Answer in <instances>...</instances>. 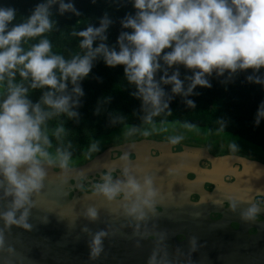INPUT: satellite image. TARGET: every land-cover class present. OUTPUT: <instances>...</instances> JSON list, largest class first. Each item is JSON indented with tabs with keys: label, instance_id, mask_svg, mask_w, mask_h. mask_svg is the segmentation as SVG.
Returning a JSON list of instances; mask_svg holds the SVG:
<instances>
[{
	"label": "clouds",
	"instance_id": "9594fccd",
	"mask_svg": "<svg viewBox=\"0 0 264 264\" xmlns=\"http://www.w3.org/2000/svg\"><path fill=\"white\" fill-rule=\"evenodd\" d=\"M95 3L96 0H91ZM133 13L120 18L122 31L114 44L107 43L113 24L108 13L98 17V24L72 33L79 38L82 53L70 58L53 52L51 41L44 37L55 26L53 7L59 15L80 11L73 0H39L31 11L15 22L17 10L0 6V82L7 78V92L0 96V199L7 201L0 210V248L4 245V230L11 226L31 230L28 223L31 197L43 188L45 163H57L67 168L71 153L58 149L53 158L43 126L54 115L78 119L84 90L81 82L89 76L97 60L107 67L123 66V75L133 85L130 95L140 100L142 119L152 118L167 110L175 96H180L190 108L199 95L194 90L212 87L209 77L226 76V80L251 69L245 77L248 83L264 87V0H129ZM41 37L28 49L23 44ZM95 45V46H94ZM188 70L181 78L180 68ZM19 74L23 83H15ZM164 86H169L168 91ZM29 89H40L33 102ZM110 98H108L109 100ZM96 114L99 111L96 109ZM264 119V101L257 107L254 124ZM223 126L224 122L222 121ZM63 128L57 129V135ZM182 137L170 138L178 143ZM236 147V145H232ZM120 178L111 170L94 185V194L108 202L120 201L124 217L136 224L147 220L158 197L153 176L141 173L140 166L130 165L121 157ZM176 168L168 169L170 175ZM11 197L10 200L7 198ZM235 208V205H234ZM256 203L240 212L244 221L259 214ZM82 216L89 221L98 219V209L90 205ZM46 220V217L44 218ZM82 231L89 232L85 226ZM89 258L96 260L103 251L105 230L90 233ZM159 242V240H158ZM160 244V243H159ZM195 250V238L190 241ZM146 264H164L159 249L153 247Z\"/></svg>",
	"mask_w": 264,
	"mask_h": 264
},
{
	"label": "trees",
	"instance_id": "16d2710c",
	"mask_svg": "<svg viewBox=\"0 0 264 264\" xmlns=\"http://www.w3.org/2000/svg\"><path fill=\"white\" fill-rule=\"evenodd\" d=\"M38 2L39 0H0V6L14 7L17 10L15 22L18 23ZM73 3L80 15H59L54 6L52 19L55 26L51 32L44 34L51 41L53 52L65 58L82 53L79 38L73 36V32L87 27L89 23L98 24L97 18L106 12L113 20L107 32V43L114 44L122 31L120 18L135 11L129 0H96L95 3L91 0H73ZM40 38L28 40L23 47L28 49ZM180 71L181 78L185 73L190 74L183 67ZM251 71L249 69L238 72L230 80H226L227 73L225 76L213 74L209 77L212 87L198 86L194 91L199 95L190 97L196 102L195 108L187 107L180 96H175L170 102V113L165 110L153 117L151 123H146L142 119L140 100L130 95L134 86L128 84L124 78L123 66L107 67L102 60H97L89 76L81 82L84 96L77 109L79 118L54 115L43 126L51 144L47 151L53 158L56 157L58 149L70 152L69 165H74L84 162L112 141L147 133L141 131L144 126L153 130L163 124H183L217 134L233 135L264 153V119L258 126L254 124L257 107L264 101V87L245 80ZM261 72L264 73V69ZM15 83H23L28 87V82L23 81L19 74ZM7 87L6 78L0 82V96L6 94ZM164 87L168 91L169 86ZM41 91L29 89L30 99L33 102L38 100ZM96 109L99 114H96ZM58 128H63L59 135ZM202 135L204 136L203 133Z\"/></svg>",
	"mask_w": 264,
	"mask_h": 264
},
{
	"label": "flooded vegetation",
	"instance_id": "af4514ba",
	"mask_svg": "<svg viewBox=\"0 0 264 264\" xmlns=\"http://www.w3.org/2000/svg\"><path fill=\"white\" fill-rule=\"evenodd\" d=\"M173 132L150 130L131 135L104 145L84 162L68 165L77 167L102 156L91 170L77 177L75 189L80 196L95 195L94 185L101 182V177L109 170L119 179L123 168L121 157L125 155L130 165L143 169L137 175L153 176L158 190L155 206L147 220L140 224L124 217L120 201H115L118 203L110 207L111 211H106L112 221L109 228L116 232L108 233L105 238L117 239V246L122 250L103 251L96 260L80 251L81 257H76L71 264H146L154 246L161 254L162 245L158 240L174 236L183 241L194 228L196 219L218 220L223 218L220 211L232 210L229 223L234 229L243 228L250 234L258 232L255 224L264 222V216L259 213L254 220L246 222L240 212L253 203L259 208L264 206V195L258 191L249 192L248 186L232 191L231 185L244 166L250 168L253 162L264 165V153L232 148L221 140L201 138L200 134L180 136L178 131ZM174 135L182 139L172 144L170 138ZM107 149H110L108 153ZM170 168L177 169L174 175L168 173Z\"/></svg>",
	"mask_w": 264,
	"mask_h": 264
},
{
	"label": "water",
	"instance_id": "95a60500",
	"mask_svg": "<svg viewBox=\"0 0 264 264\" xmlns=\"http://www.w3.org/2000/svg\"><path fill=\"white\" fill-rule=\"evenodd\" d=\"M100 158L102 156L99 155L83 165L67 168L57 163H45L43 188L31 197L34 204L28 217L31 230L15 225L4 230L0 264H71L76 257H81L80 251L89 258V232H116L109 228L112 221L106 211H111L110 207L118 202L108 203L103 197L93 194L80 196L75 189L77 177L91 170ZM237 174V181L231 185L232 191L248 186L249 192L258 191L264 195L263 164L253 162L250 168L244 166ZM6 203L0 199V210ZM90 205L98 209L95 221L82 216ZM229 212L232 210L220 211L223 218L218 220L196 219L194 228L189 230V236L183 241L174 236H164L162 241L159 240L164 264H264V222L255 224L258 232L250 234L243 228L234 229L230 225ZM259 213L264 216V206L260 207ZM85 226L89 232L82 231ZM193 237L195 250L190 244ZM115 240L104 238L103 251L122 250Z\"/></svg>",
	"mask_w": 264,
	"mask_h": 264
},
{
	"label": "rangeland",
	"instance_id": "374dc122",
	"mask_svg": "<svg viewBox=\"0 0 264 264\" xmlns=\"http://www.w3.org/2000/svg\"><path fill=\"white\" fill-rule=\"evenodd\" d=\"M151 129H149L148 126H144L141 131L143 132H149ZM153 130H161L163 132H170L172 134H174L173 131H178L180 133V136H197V134L200 133V136H202L201 138L213 141V140H221L222 142H224L225 144H227L228 146L232 147V145H236V147H232V148H236V149H240V150H247L248 152H252V153H256V154H260L261 151L257 150L255 147H253L252 145L244 142L243 140H241L238 137H235L233 135H228V134H217L215 132H209V131H205L204 129H200L198 127L195 126H187V125H183V124H163L161 126H158V128H155ZM202 133L204 134V136L202 135ZM175 136V135H174ZM242 141V142H240ZM264 155V154H263Z\"/></svg>",
	"mask_w": 264,
	"mask_h": 264
}]
</instances>
